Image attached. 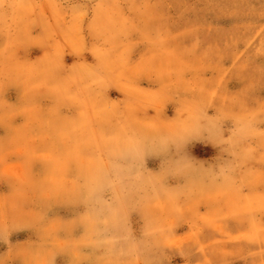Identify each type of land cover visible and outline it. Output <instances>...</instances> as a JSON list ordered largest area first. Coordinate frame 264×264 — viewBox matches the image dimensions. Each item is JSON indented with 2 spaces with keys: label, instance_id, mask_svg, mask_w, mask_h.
Instances as JSON below:
<instances>
[{
  "label": "rangeland",
  "instance_id": "rangeland-1",
  "mask_svg": "<svg viewBox=\"0 0 264 264\" xmlns=\"http://www.w3.org/2000/svg\"><path fill=\"white\" fill-rule=\"evenodd\" d=\"M0 264H264V0H0Z\"/></svg>",
  "mask_w": 264,
  "mask_h": 264
}]
</instances>
